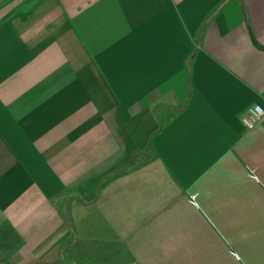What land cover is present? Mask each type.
<instances>
[{"label": "crops", "instance_id": "obj_1", "mask_svg": "<svg viewBox=\"0 0 264 264\" xmlns=\"http://www.w3.org/2000/svg\"><path fill=\"white\" fill-rule=\"evenodd\" d=\"M254 103L264 0L13 5L0 264H264V117L242 121Z\"/></svg>", "mask_w": 264, "mask_h": 264}, {"label": "built area", "instance_id": "obj_2", "mask_svg": "<svg viewBox=\"0 0 264 264\" xmlns=\"http://www.w3.org/2000/svg\"><path fill=\"white\" fill-rule=\"evenodd\" d=\"M262 117H264V107L259 103H254L246 107L242 115V121L246 128H251L256 120Z\"/></svg>", "mask_w": 264, "mask_h": 264}, {"label": "rangeland", "instance_id": "obj_3", "mask_svg": "<svg viewBox=\"0 0 264 264\" xmlns=\"http://www.w3.org/2000/svg\"><path fill=\"white\" fill-rule=\"evenodd\" d=\"M33 0H0V17L5 14L13 5L18 4H30ZM62 262L60 264H67L66 256H62L60 259Z\"/></svg>", "mask_w": 264, "mask_h": 264}, {"label": "trees", "instance_id": "obj_4", "mask_svg": "<svg viewBox=\"0 0 264 264\" xmlns=\"http://www.w3.org/2000/svg\"><path fill=\"white\" fill-rule=\"evenodd\" d=\"M172 115L171 114H166V118L169 119Z\"/></svg>", "mask_w": 264, "mask_h": 264}]
</instances>
